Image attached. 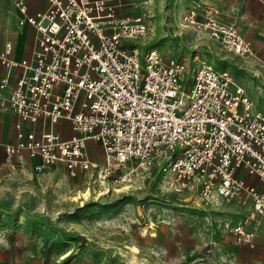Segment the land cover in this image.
Here are the masks:
<instances>
[{"label":"built area","instance_id":"built-area-1","mask_svg":"<svg viewBox=\"0 0 264 264\" xmlns=\"http://www.w3.org/2000/svg\"><path fill=\"white\" fill-rule=\"evenodd\" d=\"M15 6L20 25L32 26L37 39L29 59H13L11 42L0 51V107L18 118L15 143L3 144L0 135L8 160L28 152L40 160L38 171L62 166L72 178L91 174L115 191L156 171L176 193L239 206L242 219L225 229L254 248L264 217V110L231 74L197 57L165 61L157 48L137 46L149 23L142 14H122L121 0H47L32 15L28 0ZM218 14L197 5L182 22L226 52L254 56L235 23ZM63 121L72 132L67 139L56 130ZM90 141L101 146V161L91 158Z\"/></svg>","mask_w":264,"mask_h":264},{"label":"rangeland","instance_id":"rangeland-1","mask_svg":"<svg viewBox=\"0 0 264 264\" xmlns=\"http://www.w3.org/2000/svg\"><path fill=\"white\" fill-rule=\"evenodd\" d=\"M121 1L122 14H142L149 23L137 46L157 48L165 61L197 57L228 71L251 97V57L226 52L182 22L206 0ZM12 8L13 0H0L2 27ZM14 122L2 131L5 141H17ZM29 158L23 152L8 160L0 149V264H205L216 251L247 246L225 229L240 220L237 205L176 193L156 171L131 187L108 191L91 174L72 178L62 166L38 171L40 160Z\"/></svg>","mask_w":264,"mask_h":264},{"label":"crops","instance_id":"crops-1","mask_svg":"<svg viewBox=\"0 0 264 264\" xmlns=\"http://www.w3.org/2000/svg\"><path fill=\"white\" fill-rule=\"evenodd\" d=\"M203 5L217 10L219 13L218 16L222 20L235 23L240 34L252 43L255 54L246 61L247 67L251 73V81L248 84L249 93L254 99L255 103H253L255 108L264 110L258 107L259 105L264 107V0H206V3L202 4V6ZM28 6V14L32 15L39 10L45 9L47 7V0H28ZM22 17L23 15L15 6V0H13V8L10 11L9 21L6 22L3 27L0 24V51L3 50L5 43L11 42L13 45L11 57L16 60L31 58L37 39V32L32 26L28 24L20 25ZM18 28H20V30L16 32ZM19 73L20 69H15L12 72L7 87L2 91L5 97L8 96L11 87L15 84ZM4 76L5 69L0 63V82ZM13 121H15V129V124L18 122L16 115L8 108L0 107V135L3 144L16 142L5 141V137L2 133V131L8 130L9 125H11ZM24 128L29 131L30 125L25 123ZM56 130L64 139L72 135L68 122H60L56 126ZM88 148L93 160H102L103 155H99L102 148L98 143L90 141L88 142ZM0 149L4 150V147L0 145ZM36 161L37 160H35V162ZM243 177L249 183L257 184L261 187V184L256 178L244 174ZM237 207L240 209L241 220L243 210L239 206ZM243 250L245 253L244 255L242 254ZM212 257L211 261L205 264H264V217L260 218L257 228L256 246L254 248H250L249 246L243 248L242 246L236 245L232 246L229 250H225L221 254L216 251L212 254Z\"/></svg>","mask_w":264,"mask_h":264}]
</instances>
